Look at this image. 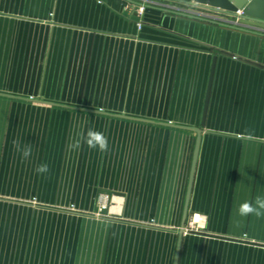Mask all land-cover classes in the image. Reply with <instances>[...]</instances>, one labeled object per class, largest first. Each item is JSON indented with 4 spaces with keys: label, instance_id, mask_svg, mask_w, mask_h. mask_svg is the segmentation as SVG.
<instances>
[{
    "label": "crops",
    "instance_id": "0c3cea01",
    "mask_svg": "<svg viewBox=\"0 0 264 264\" xmlns=\"http://www.w3.org/2000/svg\"><path fill=\"white\" fill-rule=\"evenodd\" d=\"M134 6L0 0V264H264V31Z\"/></svg>",
    "mask_w": 264,
    "mask_h": 264
},
{
    "label": "water",
    "instance_id": "95a60500",
    "mask_svg": "<svg viewBox=\"0 0 264 264\" xmlns=\"http://www.w3.org/2000/svg\"><path fill=\"white\" fill-rule=\"evenodd\" d=\"M131 0H126V2ZM160 5L165 6L156 8L174 15H181L192 20H199L208 24L223 26L226 28L237 29L240 31L259 30L264 31V0H156ZM167 7V8H166ZM155 8V7H152ZM241 11L242 16L237 15ZM201 14L207 16L197 15ZM218 18L215 20L213 18ZM251 29V30H250ZM256 32V31H255ZM145 122V121H140ZM147 123V122H146ZM152 123V122H151ZM155 124V123H153ZM179 128V127H176ZM184 128V127H181ZM180 128V129H181ZM194 132L197 135L196 146L192 158V166L189 173V182L187 187V197L183 209L181 222V235L184 233V224L187 220V208L189 193L193 184V176L196 168V158L199 149L200 131L192 128H184Z\"/></svg>",
    "mask_w": 264,
    "mask_h": 264
},
{
    "label": "clouds",
    "instance_id": "9594fccd",
    "mask_svg": "<svg viewBox=\"0 0 264 264\" xmlns=\"http://www.w3.org/2000/svg\"><path fill=\"white\" fill-rule=\"evenodd\" d=\"M86 143L90 148L99 147L101 150H105L107 148V141L103 137L101 133H97L95 131H91L87 134ZM31 155V149L25 148L23 150L24 158H27ZM39 171H47V165H43ZM260 210H264V200L257 199L255 201V205L249 202H245L239 206V212L241 215L247 216L249 214L255 213L257 215L260 214Z\"/></svg>",
    "mask_w": 264,
    "mask_h": 264
},
{
    "label": "built area",
    "instance_id": "2783aa9c",
    "mask_svg": "<svg viewBox=\"0 0 264 264\" xmlns=\"http://www.w3.org/2000/svg\"><path fill=\"white\" fill-rule=\"evenodd\" d=\"M131 1H133V3L135 4L134 10L136 12V14H135V16L137 18V24L136 25L138 28H141V19L143 18L147 8H149V7H155V8L165 7V6L160 5L156 0H131ZM197 15H199L201 17L203 16L204 18H207V16H204V15H201L198 13H197ZM237 15L242 16L243 14L241 11H238ZM213 19L219 20L218 18H213ZM101 199H102V209H105L107 206L108 197L104 196Z\"/></svg>",
    "mask_w": 264,
    "mask_h": 264
},
{
    "label": "rangeland",
    "instance_id": "374dc122",
    "mask_svg": "<svg viewBox=\"0 0 264 264\" xmlns=\"http://www.w3.org/2000/svg\"><path fill=\"white\" fill-rule=\"evenodd\" d=\"M52 176V173H50V172H47V174H43L42 175V177L45 179V185H47V184H50L51 182H50V177ZM47 179V180H46ZM35 192H37L43 199H45V200H47L48 201V199H51V197H53V193H54V191L52 190V189H50V188H47V189H44V190H37V191H35ZM104 196H106V194H99L97 197V199H98V206H99V208L100 209H102V197H104ZM75 205L74 204H70V205H65V206H61V207H63V208H65V207H68V208H70V210H74L75 209V207H74ZM97 216L98 217H103V215L102 214H99L98 215V213H97Z\"/></svg>",
    "mask_w": 264,
    "mask_h": 264
}]
</instances>
